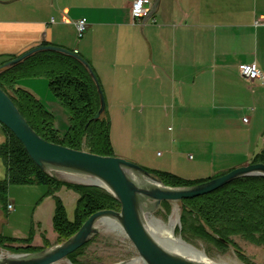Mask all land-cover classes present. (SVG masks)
Segmentation results:
<instances>
[{"label":"crops","instance_id":"1","mask_svg":"<svg viewBox=\"0 0 264 264\" xmlns=\"http://www.w3.org/2000/svg\"><path fill=\"white\" fill-rule=\"evenodd\" d=\"M135 1L0 0V68L35 48L60 47L92 67L109 120L127 115L122 106L141 104L144 114L172 104L213 106L222 121L238 114L250 135L258 122L264 126V78L240 75L243 65L256 64L264 77V25H255L264 23V0H159L145 24L156 0H144L140 20L131 12ZM79 20L88 24L83 38ZM25 80L19 87L41 101L37 78ZM258 135L251 151L264 146V129Z\"/></svg>","mask_w":264,"mask_h":264},{"label":"trees","instance_id":"2","mask_svg":"<svg viewBox=\"0 0 264 264\" xmlns=\"http://www.w3.org/2000/svg\"><path fill=\"white\" fill-rule=\"evenodd\" d=\"M38 77L49 80L51 93L68 114L69 125L64 134L56 128L55 119L45 105L19 87L21 79ZM0 88L12 99L30 127L45 141L72 150L113 157L107 109L96 121L95 117L101 110V95L89 70L78 60L56 52L37 53L17 66L1 69ZM0 130L3 140L0 158L6 169L5 179L0 181V199H6L12 184L65 185L79 194L75 222L66 221L61 210H58L55 217L57 245L76 235L93 214L105 210L121 211L119 201L106 190L60 182L41 170L9 129L0 124ZM252 164H264V146L255 155ZM158 177L163 185L172 188L202 184L189 183L175 176ZM180 205V227L177 233L189 244H195L198 240L203 242L208 257L212 258L215 253L225 255L233 248L244 263L250 264L234 238H241L264 249V177L240 178L208 195L183 200ZM162 207L167 213L171 212L169 202H163ZM94 240L91 239L71 254L68 260L72 264H84L82 258ZM10 241L0 234V248L13 254H35L53 247L48 244L45 248L28 246L11 249L8 245Z\"/></svg>","mask_w":264,"mask_h":264},{"label":"rangeland","instance_id":"3","mask_svg":"<svg viewBox=\"0 0 264 264\" xmlns=\"http://www.w3.org/2000/svg\"><path fill=\"white\" fill-rule=\"evenodd\" d=\"M25 79L28 78L21 79L19 85H28L29 81ZM37 80L34 86L42 92L41 102L52 113L56 128L64 134L69 125L68 114L49 92V83L40 77ZM122 107L127 110V115L109 120L113 157L131 162L156 177L175 176L189 183H206L251 165L258 152L251 151L250 145L261 141L258 133L264 129L262 122H258L257 130L250 135L238 114H230L226 121L216 120L213 106L188 110L187 106L177 105L175 108L168 104L163 110L156 108L144 114L141 104ZM178 109H181L180 114ZM209 112L213 116L208 115ZM2 141L0 136V144ZM5 175V165L0 158V181L5 179ZM74 183L92 184L79 180ZM78 200L79 194L65 185L12 184L6 199H0V234L11 239L8 244L11 249L28 246L45 248L53 243L56 246L55 217L58 210L66 221L73 223ZM10 205L13 207L11 211ZM170 215L171 212H166V215L155 212L153 217L169 227ZM103 222L99 221L96 225ZM179 227L180 219L177 218L174 230L177 239L198 251L206 249L199 240L195 244L184 241L177 233ZM93 239V244L82 258L84 264H127L140 258L133 243L118 227L102 229ZM234 241L250 264H264L263 248L241 238H234ZM205 255L214 264H246L233 248L225 255L215 253L212 258L206 252Z\"/></svg>","mask_w":264,"mask_h":264},{"label":"water","instance_id":"4","mask_svg":"<svg viewBox=\"0 0 264 264\" xmlns=\"http://www.w3.org/2000/svg\"><path fill=\"white\" fill-rule=\"evenodd\" d=\"M159 0L149 17L156 12ZM39 52H56L72 57L89 70L101 95L99 120L105 111V97L101 84L89 63L78 54L55 46H41L4 64L1 69L12 68ZM0 124L9 129L24 145L33 162L60 182L75 185L74 181H86L113 195L121 204V211H100L84 223L78 233L68 241L35 254H13L0 248V264H71L68 257L85 246L102 229L121 227L135 246L139 259L127 264H213L205 250L196 251L187 245L172 241L163 225L153 217L155 212L166 215L163 202L171 204L169 227L176 228L180 219L183 200L213 193L231 182L244 177H264V164H251L230 173L188 188H172L163 185L155 175L137 165L116 157H103L86 151H77L53 144L41 138L28 124L12 99L0 88ZM116 222H97L104 219Z\"/></svg>","mask_w":264,"mask_h":264},{"label":"built area","instance_id":"5","mask_svg":"<svg viewBox=\"0 0 264 264\" xmlns=\"http://www.w3.org/2000/svg\"><path fill=\"white\" fill-rule=\"evenodd\" d=\"M132 15L135 19H142L147 14V2L144 0H137L133 3L131 8ZM256 26L264 25L261 20H257L255 22ZM74 26L77 30L79 38H83V36L87 33L88 24L85 20H79L74 23ZM240 75L246 80L254 83L258 80H263V74L259 70L256 64H248L243 65L240 68ZM245 123H248L249 120L247 118L244 119ZM9 210H13V207L10 205Z\"/></svg>","mask_w":264,"mask_h":264},{"label":"bare ground","instance_id":"6","mask_svg":"<svg viewBox=\"0 0 264 264\" xmlns=\"http://www.w3.org/2000/svg\"><path fill=\"white\" fill-rule=\"evenodd\" d=\"M103 221H104V222H116L117 220L106 218V219H104ZM163 227H164V230H165V232H166V234H167V236L169 237L170 240L175 241V242H177V243H180V244H182V245H187V244L184 243L182 240L177 239V238L175 237V235H174V231H171L170 227H168V226H166V225H163ZM118 228L122 229L121 227H118ZM187 246H189V245H187ZM189 247L192 248V249H194V250H196V249H195L194 247H192V246H189ZM196 251H198V250H196ZM207 259H208V258H207ZM208 261L211 262L209 259H208ZM211 263H212V262H211ZM213 264H214V263H213Z\"/></svg>","mask_w":264,"mask_h":264}]
</instances>
